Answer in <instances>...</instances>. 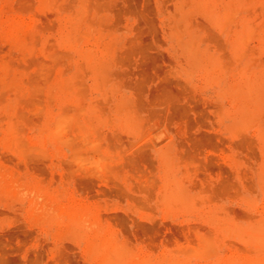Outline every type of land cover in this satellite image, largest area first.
Segmentation results:
<instances>
[{"label":"rangeland","instance_id":"374dc122","mask_svg":"<svg viewBox=\"0 0 264 264\" xmlns=\"http://www.w3.org/2000/svg\"><path fill=\"white\" fill-rule=\"evenodd\" d=\"M0 264H264V0H0Z\"/></svg>","mask_w":264,"mask_h":264},{"label":"bare ground","instance_id":"6f19581e","mask_svg":"<svg viewBox=\"0 0 264 264\" xmlns=\"http://www.w3.org/2000/svg\"><path fill=\"white\" fill-rule=\"evenodd\" d=\"M56 129H57V127H56ZM60 131V130H59ZM56 133H57V131H56ZM207 241H209V240H206V242ZM203 242V241H202ZM210 242V241H209ZM203 246H205L204 244H203ZM210 250H212V249H210ZM205 251V250H204ZM207 251V250H206ZM208 253V252H207ZM211 253V252H210Z\"/></svg>","mask_w":264,"mask_h":264}]
</instances>
